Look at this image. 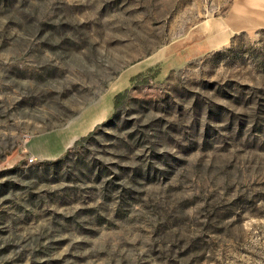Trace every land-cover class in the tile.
Masks as SVG:
<instances>
[{"label":"rangeland","instance_id":"rangeland-1","mask_svg":"<svg viewBox=\"0 0 264 264\" xmlns=\"http://www.w3.org/2000/svg\"><path fill=\"white\" fill-rule=\"evenodd\" d=\"M0 264H264V0H0Z\"/></svg>","mask_w":264,"mask_h":264},{"label":"crops","instance_id":"crops-1","mask_svg":"<svg viewBox=\"0 0 264 264\" xmlns=\"http://www.w3.org/2000/svg\"><path fill=\"white\" fill-rule=\"evenodd\" d=\"M104 117H105V116H103V117L97 119V122L99 123ZM98 123H96V125H97ZM93 127H94V126H92V128H93ZM92 128H91V129H92ZM81 135H82V134H77L76 136H74V138H73L72 140L77 139V137H79V136H81Z\"/></svg>","mask_w":264,"mask_h":264},{"label":"trees","instance_id":"trees-1","mask_svg":"<svg viewBox=\"0 0 264 264\" xmlns=\"http://www.w3.org/2000/svg\"><path fill=\"white\" fill-rule=\"evenodd\" d=\"M122 97V94L121 93H119L117 96H116V103H115V105H117L118 104V102H119V100H120V98ZM85 138H83V140H84Z\"/></svg>","mask_w":264,"mask_h":264},{"label":"built area","instance_id":"built-area-1","mask_svg":"<svg viewBox=\"0 0 264 264\" xmlns=\"http://www.w3.org/2000/svg\"><path fill=\"white\" fill-rule=\"evenodd\" d=\"M34 161H35V158H34V157H30V158H29V162H30V163H32V162H34Z\"/></svg>","mask_w":264,"mask_h":264}]
</instances>
